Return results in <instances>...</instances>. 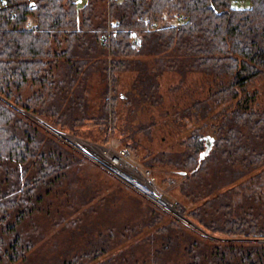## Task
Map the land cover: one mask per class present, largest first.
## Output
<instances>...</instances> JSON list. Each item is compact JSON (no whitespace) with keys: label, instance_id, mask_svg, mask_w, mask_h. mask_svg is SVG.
I'll list each match as a JSON object with an SVG mask.
<instances>
[{"label":"trees","instance_id":"obj_1","mask_svg":"<svg viewBox=\"0 0 264 264\" xmlns=\"http://www.w3.org/2000/svg\"><path fill=\"white\" fill-rule=\"evenodd\" d=\"M240 1L249 4L236 5ZM0 4L7 6L0 7V264H84L83 257L111 251L113 224L85 247L58 245L56 233L80 226L86 215L81 206L94 198L76 199L77 180L69 169L84 159L27 113L78 134L91 118L88 76L101 72L107 82L120 70L135 71L131 88L154 104L161 100L156 90L164 71L181 78L201 73L204 96L191 99L184 115L212 112L220 118L204 157L203 136L194 129L184 149L150 153L142 161L178 173L184 215L204 233L135 194L155 212L142 225L166 221L143 236L146 244L135 242L142 252L120 249L97 264H264V107L256 101L257 88H248L264 76V0ZM145 16L157 27H146ZM108 28L109 39L102 42ZM108 101L105 96L100 109L106 114L115 96ZM62 190L80 206L53 207Z\"/></svg>","mask_w":264,"mask_h":264},{"label":"rangeland","instance_id":"obj_2","mask_svg":"<svg viewBox=\"0 0 264 264\" xmlns=\"http://www.w3.org/2000/svg\"><path fill=\"white\" fill-rule=\"evenodd\" d=\"M236 5L248 6V3ZM148 60L150 61V57ZM103 76L101 72H92L88 76V102L91 118L86 119L82 126L78 127L77 135L98 143L112 145L115 148L127 147L131 161L140 167L151 170L163 195L174 205H182V217L166 210L168 215L179 222H186L195 231L203 233L200 226L184 215L186 205L177 191V183L180 177L178 173L172 172L171 168L162 164L144 166L142 161L144 158L150 157V153L184 149V140L191 135L194 129H197V132L203 136L204 144L206 138L212 140L213 136L216 135L214 125L220 118L218 115H212V112L204 118L198 115L199 112L197 113L198 116L184 115V107L190 103L191 99L196 96H204L201 87L206 84L205 76L198 72H188L185 77L181 78L177 72L164 71L158 77L159 82L156 90L157 94L161 95V100L155 104L142 101L135 90L131 88L135 71L120 70L115 73V80L108 77L107 82L102 80ZM106 85L108 91L104 94L103 90ZM255 87L259 91L256 101L264 107V76L263 78H256L252 84L248 85L250 90L255 89ZM105 96L106 100H109L108 102H111L112 97L115 96L114 106L109 109L107 114L100 110ZM220 107L222 106L218 108ZM27 115L40 125L47 123L57 129L48 120L29 113ZM41 126L43 127V125ZM70 170H73L77 180L73 183L78 194L76 199L82 195L86 200L90 197H93L94 200L85 206H81L82 212H86V215L80 226L73 225V227L64 228L56 233L55 238L58 245L69 247L74 244L75 247H85L87 240L94 238L100 230L107 232L108 226L113 224L115 236L113 235L112 238L114 241H111L114 243L111 251L92 259L83 257L84 264H97L98 261L107 258L111 253L120 249L127 250V253L133 251L138 254L142 252L139 246L134 245L135 242L146 244L143 241V236L148 235L151 231L154 232L153 229L165 222L167 218L162 217L155 221L152 226L142 225V221L152 217L155 212L138 197L140 195H135L137 193L85 159H80V162L76 163ZM63 191L59 193V200L53 204V207L59 208L60 203L63 205L64 202L66 204L62 207L66 209H71L72 206L73 208L80 206V201L72 200V196L65 195ZM63 198L67 200L65 201ZM86 206H91L92 209L89 207L87 210L85 209ZM40 219L44 221L43 216H40ZM53 222L54 219L50 224ZM38 224H40L39 220ZM124 224L127 226L125 227ZM56 226L59 227V225ZM71 229L74 231L71 233L72 236L70 235ZM68 235L70 236L67 238ZM129 236L134 237L130 239ZM119 237L123 238L120 239ZM147 246H150L148 241ZM49 247H51V243L47 249ZM37 255L40 256L37 260H40L41 253L39 252ZM32 256H36V253Z\"/></svg>","mask_w":264,"mask_h":264},{"label":"built area","instance_id":"obj_3","mask_svg":"<svg viewBox=\"0 0 264 264\" xmlns=\"http://www.w3.org/2000/svg\"><path fill=\"white\" fill-rule=\"evenodd\" d=\"M26 2L31 8L36 6V0H26ZM0 7L7 6L0 4ZM8 12L13 14L12 9H9ZM177 17L180 18L179 15ZM143 20L148 28L153 29L157 27L156 22L150 21L147 16ZM25 25L26 27H34V24L30 21H27ZM110 31L108 28L107 32L101 35L102 42L108 41ZM41 125L76 154L107 172L147 201L164 211L167 210L174 215L183 216L182 205H174L163 195L155 182V177L151 170L140 167L131 161L129 151L125 147L115 148L112 145L98 143L77 134L55 129L47 123H42Z\"/></svg>","mask_w":264,"mask_h":264},{"label":"water","instance_id":"obj_4","mask_svg":"<svg viewBox=\"0 0 264 264\" xmlns=\"http://www.w3.org/2000/svg\"><path fill=\"white\" fill-rule=\"evenodd\" d=\"M3 99V98H2ZM8 102V101H7ZM10 105H12L13 107H15L13 104H11L10 102H8ZM17 110H19L20 112H22V113H24V111L23 110H21L20 108H18V107H15ZM211 146H212V140H211V138H206V142H205V148L203 149V151H201L200 152V154H199V158H202V157H204V155H206L207 154V152L209 151V149L211 148ZM201 230V229H200ZM201 232H203L204 233V231H201ZM205 235H207L208 237H210V238H215V239H222V238H218V237H214V236H211V235H209V234H205Z\"/></svg>","mask_w":264,"mask_h":264},{"label":"crops","instance_id":"obj_5","mask_svg":"<svg viewBox=\"0 0 264 264\" xmlns=\"http://www.w3.org/2000/svg\"><path fill=\"white\" fill-rule=\"evenodd\" d=\"M239 3H248L249 4V2H247V1H245V2L240 1Z\"/></svg>","mask_w":264,"mask_h":264},{"label":"snow or ice","instance_id":"obj_6","mask_svg":"<svg viewBox=\"0 0 264 264\" xmlns=\"http://www.w3.org/2000/svg\"><path fill=\"white\" fill-rule=\"evenodd\" d=\"M77 2L79 3V2H80V0H77Z\"/></svg>","mask_w":264,"mask_h":264}]
</instances>
